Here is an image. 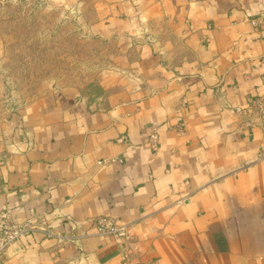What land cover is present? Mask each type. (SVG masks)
Returning a JSON list of instances; mask_svg holds the SVG:
<instances>
[{
    "label": "crops",
    "instance_id": "0c3cea01",
    "mask_svg": "<svg viewBox=\"0 0 264 264\" xmlns=\"http://www.w3.org/2000/svg\"><path fill=\"white\" fill-rule=\"evenodd\" d=\"M61 1L115 54L19 105L0 64V212L36 228L4 264H264V0Z\"/></svg>",
    "mask_w": 264,
    "mask_h": 264
},
{
    "label": "rangeland",
    "instance_id": "374dc122",
    "mask_svg": "<svg viewBox=\"0 0 264 264\" xmlns=\"http://www.w3.org/2000/svg\"><path fill=\"white\" fill-rule=\"evenodd\" d=\"M88 23L61 0H0V64L16 105L69 87L103 94L115 52Z\"/></svg>",
    "mask_w": 264,
    "mask_h": 264
},
{
    "label": "built area",
    "instance_id": "2783aa9c",
    "mask_svg": "<svg viewBox=\"0 0 264 264\" xmlns=\"http://www.w3.org/2000/svg\"><path fill=\"white\" fill-rule=\"evenodd\" d=\"M256 25V22L253 23ZM257 105L259 112H264V97L253 100L252 105ZM240 114L244 113V109H237ZM122 141V140H121ZM149 142L151 148L155 151L159 146L158 128H153ZM258 161H264V149L261 150ZM94 228L101 238H112L121 245L124 257L129 251L131 243V226L123 224L111 217H99L95 220ZM32 221L18 223L15 221L10 210H2L0 212V264H4L3 257L6 251L12 246H17L18 250H23L22 239L31 230H35Z\"/></svg>",
    "mask_w": 264,
    "mask_h": 264
}]
</instances>
